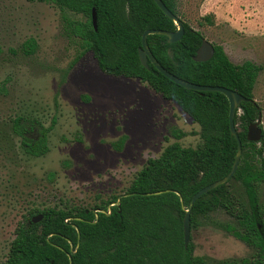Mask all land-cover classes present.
Segmentation results:
<instances>
[{"label":"trees","instance_id":"1","mask_svg":"<svg viewBox=\"0 0 264 264\" xmlns=\"http://www.w3.org/2000/svg\"><path fill=\"white\" fill-rule=\"evenodd\" d=\"M27 1L52 3L63 12L82 15L84 20L66 19L67 37L76 39L82 49L71 65L92 53L104 74L146 84L200 126V143L185 147L180 140L187 135L173 132L176 141L160 156L148 159L122 194L95 208L30 209L18 222L1 264H71L70 259L72 264H208L206 258L194 255L192 242L185 247L183 220L193 196L227 177L235 163L238 142L230 130L227 97L218 92L187 90L162 75L150 61L148 68L143 66L139 55L143 34L148 30H178L154 0ZM162 1L182 21L184 36L173 44L162 35L148 36L149 49L161 66L182 80L224 87L247 99L235 116L242 143L237 172L230 182L195 203L190 214L191 231L198 230L213 213L224 211L235 223L224 226V230L250 247L253 254L241 261L218 264H264V125L260 126L259 142H249L247 138L249 127L263 114L254 95L263 68L249 61L235 65L219 45H213L215 55L210 61L195 62L193 58L205 37L182 19L177 0ZM94 10L97 30L93 25ZM214 17L207 15L204 20L214 25ZM37 46L31 38L23 44V50L32 55ZM51 122L46 127L30 115H17L11 120V133L19 139L25 157L37 159L50 151L49 134L57 118ZM77 141H81L80 136ZM236 184L243 193L236 194ZM121 195V203L109 210ZM95 210L106 213H98L97 217ZM39 215L44 216L43 220L33 223ZM72 245L74 250L78 247L75 254L71 253Z\"/></svg>","mask_w":264,"mask_h":264},{"label":"rangeland","instance_id":"2","mask_svg":"<svg viewBox=\"0 0 264 264\" xmlns=\"http://www.w3.org/2000/svg\"><path fill=\"white\" fill-rule=\"evenodd\" d=\"M177 1L182 19L235 65L264 67V0ZM207 15L215 16L214 25ZM67 18L84 20L52 3L0 0V264L30 209L95 208L122 194L148 159L176 141L173 132L187 135L180 140L185 147L200 143V126L146 84L104 74L92 53L72 66L82 49L66 35ZM31 38L38 46L27 55L23 44ZM255 96L264 125L263 73ZM17 115L46 127L57 118L45 156L22 154L10 130ZM226 225L234 220L219 210L191 232L194 255L208 264L249 258L253 250Z\"/></svg>","mask_w":264,"mask_h":264},{"label":"water","instance_id":"3","mask_svg":"<svg viewBox=\"0 0 264 264\" xmlns=\"http://www.w3.org/2000/svg\"><path fill=\"white\" fill-rule=\"evenodd\" d=\"M154 2L164 12V14L167 15V17L169 19L174 21V23L178 27V30L176 32H167V31H162V30H148L143 34L142 48L139 50L140 60L143 64V66L148 68V61H150L154 65V67L162 75H164L166 78H168L169 80H171L175 84L180 85L181 87H183L187 90H192V91H197V92H218V93H222L223 95H225L227 97L229 103H230L229 120H230L231 134L233 137H235V139L238 142V153H237L233 168H232L231 172L229 173V175L222 180L216 181V182L204 187L198 193H196L193 196V198L191 199L187 210L185 209L186 207L184 206V201L181 200L182 207H183V209L186 210L185 217L183 220V231H184L185 247H188L189 244L191 243V232H192L191 231L190 214H191V211H192L195 203L203 195H205V194L209 193L210 191L230 182L233 179V177L236 174L237 169L239 167V164L241 161V156H242V143H241L240 137H239L237 129H236L235 116H236L237 110H240L242 103L246 102L247 99L244 96H242L241 94H239L238 92L224 88V87L202 86V85H196V84L190 83L188 81L182 80V79L176 77L175 75L171 74L163 66H161V64L156 60V58L154 57V55L152 54V52L149 49V46L147 43L148 36H150V35H162V36H165L168 38L169 44L177 43L184 36V26H183L182 21L167 8V6L163 3L162 0H154ZM93 25H94L95 30H97V15H96L95 10L93 11ZM214 55H215V48H214L213 44H211L210 42H208L205 39L203 41L201 47L198 49L193 60L195 62H198V63L208 62L214 57ZM261 125H262V117H260L256 123L252 124L249 127L248 135H247L249 142H259L261 140V137H262V129L260 127ZM154 194L157 195L159 193H154ZM149 195H153V194H145V196H149ZM123 196L124 195H121L119 197L118 201L109 207V210H111V207H113V206H118L121 203ZM94 213L98 217V213H106V211L105 210H96V211H94ZM110 214H111V211H110V213H108V215H110ZM43 218H44L43 215L36 216L35 218H33V223L37 224V223L41 222L43 220ZM77 220H81V219L78 218ZM77 249H78V247H77ZM77 249L74 250V246L72 245L71 246V253L75 254L77 252ZM70 263L72 264V259H70Z\"/></svg>","mask_w":264,"mask_h":264},{"label":"crops","instance_id":"4","mask_svg":"<svg viewBox=\"0 0 264 264\" xmlns=\"http://www.w3.org/2000/svg\"><path fill=\"white\" fill-rule=\"evenodd\" d=\"M262 68H263V69H262V72H261V73L264 74V67L262 66ZM261 73H260V74H261ZM259 76H260V75H259ZM258 78H259V77H258ZM257 81H258V79H257ZM256 84H257V82H256ZM255 88H256V85H255ZM254 95H255V89H254ZM255 99H256V96H255ZM256 100H257V99H256Z\"/></svg>","mask_w":264,"mask_h":264}]
</instances>
